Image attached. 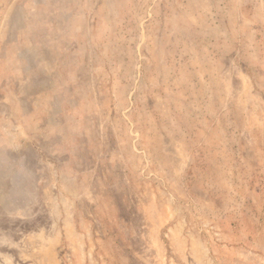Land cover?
<instances>
[{
	"label": "rangeland",
	"instance_id": "obj_1",
	"mask_svg": "<svg viewBox=\"0 0 264 264\" xmlns=\"http://www.w3.org/2000/svg\"><path fill=\"white\" fill-rule=\"evenodd\" d=\"M0 264H264V0H0Z\"/></svg>",
	"mask_w": 264,
	"mask_h": 264
}]
</instances>
